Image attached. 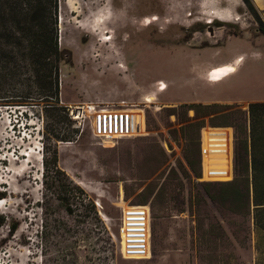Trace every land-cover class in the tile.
<instances>
[{
    "label": "rangeland",
    "instance_id": "374dc122",
    "mask_svg": "<svg viewBox=\"0 0 264 264\" xmlns=\"http://www.w3.org/2000/svg\"><path fill=\"white\" fill-rule=\"evenodd\" d=\"M233 1L240 20L210 22L208 0H58L59 104L69 117L44 101L0 105V264H264V208L253 193L243 206L219 197L230 192L220 181L244 175L251 159L239 147L250 129L247 97L264 94L263 2ZM238 55L235 73L212 80ZM86 102L134 109L136 134L96 136L91 117L70 111ZM211 102L231 105L189 106ZM206 125L230 126L233 142L230 132L228 147L204 142L202 163L201 137L214 131ZM72 128L75 139L58 140L57 174L53 133ZM235 148L244 158L236 169ZM209 161L213 172L232 163L233 176L206 179ZM131 204L151 208L149 259L122 254L118 229Z\"/></svg>",
    "mask_w": 264,
    "mask_h": 264
},
{
    "label": "trees",
    "instance_id": "16d2710c",
    "mask_svg": "<svg viewBox=\"0 0 264 264\" xmlns=\"http://www.w3.org/2000/svg\"><path fill=\"white\" fill-rule=\"evenodd\" d=\"M249 1V0H247ZM58 0H0V105L30 104L44 101L47 108L62 110L69 117L67 106L60 105V64L65 59V51L59 42ZM230 103H190V108H211L213 106H230ZM250 119L249 134L239 145L251 159H244L235 148L236 164L244 159L241 167L244 175L239 178L222 180L220 184L229 189L219 195L223 201L236 205L242 199L243 205L252 203L256 208H264V159L257 157V147L264 152V100H252L247 109ZM59 114V113H58ZM57 114V115H58ZM58 121H62L61 114ZM77 129H56L53 133L54 143L50 151L55 173H61L58 164V140H73ZM222 136V137H221ZM228 137L216 131L203 138V143L228 147ZM201 162V143L198 147ZM211 164V162H208ZM263 167L258 171V165ZM208 164V168L210 169ZM254 169L251 176L249 167ZM204 169L206 179H227L231 177V164L220 166V173ZM240 169V170H241ZM201 177L200 173H196ZM58 178V177H57ZM244 181V182H241ZM62 184L58 183V186ZM233 191L238 194L233 195ZM58 197L64 199L60 192ZM2 197L0 193V198ZM238 198V199H237ZM68 209L72 211L70 203ZM92 209L95 203L91 201ZM233 206V205H232Z\"/></svg>",
    "mask_w": 264,
    "mask_h": 264
},
{
    "label": "built area",
    "instance_id": "2783aa9c",
    "mask_svg": "<svg viewBox=\"0 0 264 264\" xmlns=\"http://www.w3.org/2000/svg\"><path fill=\"white\" fill-rule=\"evenodd\" d=\"M70 111L73 116H77V119L91 117L95 135L104 139L113 140L120 137H129L137 132L136 111L132 108H111L100 106V103L97 102H86L75 105ZM207 126L218 127L223 136L225 133L230 132L233 142L230 126L206 125L205 127ZM201 157L202 163H204L202 137ZM231 158L233 159V153ZM151 218V208L148 204H131L124 208L118 234L122 244V254L125 258L147 259L151 255Z\"/></svg>",
    "mask_w": 264,
    "mask_h": 264
},
{
    "label": "bare ground",
    "instance_id": "6f19581e",
    "mask_svg": "<svg viewBox=\"0 0 264 264\" xmlns=\"http://www.w3.org/2000/svg\"><path fill=\"white\" fill-rule=\"evenodd\" d=\"M208 1L214 6L213 7L214 10L210 11L209 13V17L211 18L210 22H213L214 19H221V20H238L239 19L240 20V16L236 13H233V9H234L233 6H235V3L233 0H230V2L227 3V7H223V5H220V3H222L223 0L222 1L208 0ZM233 14L234 15L236 14V15L232 16ZM243 59H244V55H239L234 60L228 61L224 66L216 67L214 71L212 72V76H211L212 80L218 81L222 79L223 77H225L227 74L234 72L237 69L236 62H241ZM145 98L148 102H153L154 96L152 94H149ZM74 117H77V116H74Z\"/></svg>",
    "mask_w": 264,
    "mask_h": 264
},
{
    "label": "crops",
    "instance_id": "0c3cea01",
    "mask_svg": "<svg viewBox=\"0 0 264 264\" xmlns=\"http://www.w3.org/2000/svg\"><path fill=\"white\" fill-rule=\"evenodd\" d=\"M262 4H263V9H264V0H262ZM239 56V55H238ZM238 56H236V57H238ZM235 57V58H236ZM234 58V59H235ZM228 61H226V63H227ZM225 63V62H224ZM239 64H240V62H236V65H237V69L234 71V72H231V73H229V74H227L225 77H223L222 79H220V80H218L219 82H221V81H223V80H225L226 78H228V76L230 75V74H232V73H235L237 70H238V68H239ZM215 65V66H214ZM216 67V66H218V65H216V64H212V65H210L208 68H207V70H209V69H211V67ZM224 66V65H223ZM212 67V68H213ZM203 68V70H204V72L206 71L205 69H204V66L202 67ZM214 71V70H213ZM213 71H211V76H212V72ZM248 99H249V101H252V100H264V94H255V95H252V96H249V97H247ZM193 100H202V101H212V100H214V99H207V98H195V99H193ZM216 128L217 127H214V131H212L211 133H213V132H215L216 131ZM213 146H221L222 147V145H213ZM210 162V161H209ZM212 163V162H211ZM208 162H207V166H208ZM206 166V167H207ZM213 168V167H212ZM220 168V165H216V167L214 168V172L212 171V170H210L211 172H213V173H220V172H222V170H220L219 169ZM207 169H209L208 167H207ZM216 171H219V172H216ZM150 257H147V259H149ZM138 260H141V259H138Z\"/></svg>",
    "mask_w": 264,
    "mask_h": 264
},
{
    "label": "water",
    "instance_id": "95a60500",
    "mask_svg": "<svg viewBox=\"0 0 264 264\" xmlns=\"http://www.w3.org/2000/svg\"><path fill=\"white\" fill-rule=\"evenodd\" d=\"M78 111H79V109H78Z\"/></svg>",
    "mask_w": 264,
    "mask_h": 264
},
{
    "label": "flooded vegetation",
    "instance_id": "af4514ba",
    "mask_svg": "<svg viewBox=\"0 0 264 264\" xmlns=\"http://www.w3.org/2000/svg\"><path fill=\"white\" fill-rule=\"evenodd\" d=\"M211 26V25H210Z\"/></svg>",
    "mask_w": 264,
    "mask_h": 264
}]
</instances>
